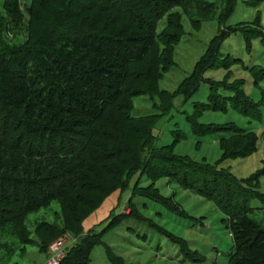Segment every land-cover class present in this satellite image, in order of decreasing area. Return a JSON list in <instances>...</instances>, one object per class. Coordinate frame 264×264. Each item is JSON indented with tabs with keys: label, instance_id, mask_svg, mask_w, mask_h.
Segmentation results:
<instances>
[{
	"label": "trees",
	"instance_id": "16d2710c",
	"mask_svg": "<svg viewBox=\"0 0 264 264\" xmlns=\"http://www.w3.org/2000/svg\"><path fill=\"white\" fill-rule=\"evenodd\" d=\"M187 1L202 0H32L30 14L36 23H32L29 39L10 46L5 35L16 27L21 10L19 0H6L0 11V234L11 229L22 250L33 243L46 249L65 233L84 234L85 220L114 191L128 186L126 176L143 172L151 182L170 179L214 203L233 235L229 264H264V227L250 217L255 210L251 201L264 202L259 188L264 169L250 179L239 180L223 168L176 156L174 145L155 146L152 126H140L150 117L134 118L130 113L129 101L137 93L127 83L141 77L134 67L146 65V57L154 68L161 63L159 53L148 54L154 47L159 51L160 45L173 47L171 43L179 40L181 24L173 9ZM207 1L203 3L212 7L213 2ZM136 9L146 16L137 15ZM202 10L206 11L203 6ZM168 14L164 29L168 28L169 35L167 31L159 34V22ZM168 36L173 37L170 44ZM226 38L218 42L211 63L201 68L202 79L209 68L224 69L241 62L222 55ZM255 38H262L264 45L263 34L247 38L249 45ZM249 69L256 79H264V67ZM242 83L238 79L217 82L213 94L210 84L207 102L196 103L195 108L205 113L232 107L260 120L262 109L242 90ZM220 88L230 94H220ZM189 119L191 132L198 137L224 134L220 138L222 160L247 157L258 149L255 133L241 148L236 143L245 139L235 133L237 129L233 133L231 126ZM179 135L184 138V134ZM137 187L140 196L175 209L159 190ZM54 202L60 206L62 226L40 223L38 236L47 237L39 236L43 240L38 237L40 242H36L25 229L26 220ZM135 214L132 210L131 216ZM104 233L92 230L82 235L61 264H92L93 250L104 244ZM177 242L190 255L188 242ZM4 247L7 254L15 251L6 244ZM107 249L110 262L124 263L110 247Z\"/></svg>",
	"mask_w": 264,
	"mask_h": 264
},
{
	"label": "rangeland",
	"instance_id": "374dc122",
	"mask_svg": "<svg viewBox=\"0 0 264 264\" xmlns=\"http://www.w3.org/2000/svg\"><path fill=\"white\" fill-rule=\"evenodd\" d=\"M204 1H187L183 7L173 9L177 12L175 20L181 24L179 40L171 43L172 36H168V43L173 44V47L160 45L159 51H156V47L151 49L149 56L156 53L162 56L161 63L156 68L151 64L153 61L149 60V64V57H146V65L139 63L134 67L141 77L127 83V87L137 93L129 101L130 113L134 118L150 117L146 120V125L140 126L153 127L156 147L174 145L172 152L176 156L198 164L223 168L237 179L247 180L264 169V79H256L249 71L252 66L264 67V45L262 38L253 39L251 45L247 41L251 36L264 35V0H210L213 2L212 7L203 3ZM5 2L6 0H0L1 12ZM18 6L22 14H19L16 27L9 29V33L5 35L10 46L27 42L29 31L36 23H33L30 14L32 0H19ZM133 6L137 5L133 3ZM136 13L141 17L146 16L138 9ZM168 20L169 14L159 22V34L168 30L164 29ZM224 38L223 46L221 45L222 55H231L241 62L224 69L209 68L203 73L202 79L201 68L211 63L217 53L218 42ZM129 47L137 50L135 45L129 44ZM260 74L261 71L257 77ZM234 79L243 82L242 90L262 109L260 120L239 114L232 107L224 112L205 113L201 112V108H195L196 103L207 102L211 94L210 84H213V94L217 82H233ZM191 91L192 97L189 95ZM218 91L226 96L230 94L224 88ZM253 112L258 114L255 109ZM188 115L202 124L231 126L233 133L237 129L235 133L245 139L244 142L236 143L241 148L253 140L252 133H255L259 139L258 149L247 157L222 160L220 138L224 134L203 137L194 135ZM179 134H184V138ZM126 177L128 186L114 191L85 220L84 234L75 236L65 233L59 237H68V242L64 245L65 255L86 233L94 230L99 234L105 233L104 244L93 250L92 264H114L108 259L107 247L124 261L123 264H229L233 235L226 227L225 216L214 203L185 190L170 179L151 182L143 172ZM137 185L140 188L151 186L150 191L159 190L163 196L171 199L169 202L175 209L140 196ZM259 188L264 193L263 178ZM251 206L255 208L250 214L251 219L264 227V202L253 199ZM132 210L136 213L133 216ZM60 213L59 204L54 202L49 209L31 213L26 220L25 229L31 232L33 240L40 242L39 239L47 237L43 234L39 235L43 239L38 236L40 223L48 222L61 227L63 220ZM12 234L11 229L0 234V248H3L0 250V264H46L50 245L59 239L52 241L46 249L33 243L22 250ZM178 240L188 242L190 255L183 252ZM5 244L15 251L7 254Z\"/></svg>",
	"mask_w": 264,
	"mask_h": 264
},
{
	"label": "built area",
	"instance_id": "2783aa9c",
	"mask_svg": "<svg viewBox=\"0 0 264 264\" xmlns=\"http://www.w3.org/2000/svg\"><path fill=\"white\" fill-rule=\"evenodd\" d=\"M68 237L59 238L49 247V258L46 264H61L66 257L64 253L65 242H68Z\"/></svg>",
	"mask_w": 264,
	"mask_h": 264
}]
</instances>
